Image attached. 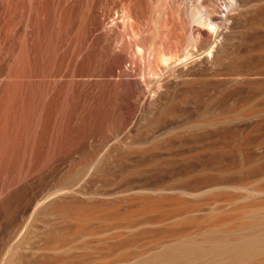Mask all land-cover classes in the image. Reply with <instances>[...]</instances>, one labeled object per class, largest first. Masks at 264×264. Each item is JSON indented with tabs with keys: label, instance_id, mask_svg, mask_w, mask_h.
<instances>
[{
	"label": "rangeland",
	"instance_id": "rangeland-1",
	"mask_svg": "<svg viewBox=\"0 0 264 264\" xmlns=\"http://www.w3.org/2000/svg\"><path fill=\"white\" fill-rule=\"evenodd\" d=\"M24 1L17 4L30 0ZM54 1L17 5L29 14L28 23L17 13L19 32L27 31L17 43L29 50L33 78L28 86L22 80L12 92L1 90L0 264L263 263L264 0H165L169 9L159 18L173 14L169 27L177 13L198 4L206 15L215 11L214 49L203 65L196 57L191 71L166 81L155 105L145 93L136 119L123 129L119 83L136 80L139 66L132 64V47L113 44L120 20L116 33L110 7L118 1ZM126 1L139 37L160 33L147 25L160 0ZM176 6L179 12L169 14ZM93 14L103 28L89 35ZM186 26L177 29L188 35ZM125 50L131 75L123 68L117 74L125 75L106 85L103 69ZM147 103L152 111L144 116Z\"/></svg>",
	"mask_w": 264,
	"mask_h": 264
},
{
	"label": "bare ground",
	"instance_id": "bare-ground-1",
	"mask_svg": "<svg viewBox=\"0 0 264 264\" xmlns=\"http://www.w3.org/2000/svg\"><path fill=\"white\" fill-rule=\"evenodd\" d=\"M19 1V0H18ZM22 1V0H21ZM24 1V0H23ZM54 1V0H53ZM56 1H59V0H56ZM114 2L112 3V2H110V3H112V4H115V1L116 0H113ZM118 1V3L121 1H124V0H117ZM126 1V0H125ZM129 1V0H128ZM132 1V0H131ZM131 1H129V2H131ZM151 1V0H150ZM161 1V0H160ZM160 1H156V2H158V3H156V2H153L154 4L156 3V5H151L152 6V8H150L151 10L153 9V13L155 14V15H153V18H152V21L150 20V21H148L147 19V21H148V23H147V25L150 23V26L149 27H151V29L153 30V32H157V31H159L160 30V33H162L161 32V30L163 31H165L164 32V35H163V37H162V39H160L161 38V35H160V33L158 34V32L157 33H155V35H154V33H153V35L152 36H150L151 38L150 39H148V41L145 39L146 38V36H144V35H147V33L149 32V30L147 31V33L145 34H142V36L141 37H143V39L141 40V37H139V34L136 32V31H138V30H136V28H135V24H138L136 21V23H134L133 24V22H134V19H133V22H132V19H131V17H134V16H130L129 15V13H130V9H128V7L130 8V6L128 5V7L126 6L127 4L125 3V5L123 4L124 2H122V4H119V6H118V3L116 2V6L114 7H112L111 5V9L112 8H114V12H113V14L114 15H117V17L116 18H114V16H112L113 17V19H112V25H110L109 24V26H111V29H112V31L115 29V31H116V33H117V29H119L118 27H117V29H116V23L117 22H115L116 20L118 21V20H120V21H118V24H119V26H120V31H119V36H117V39H116V41H113V37H112V41L114 42L113 44L115 45V42H117L119 45L121 44L122 46H121V50H123L124 49V47H127L128 48V45L130 46V47H132V50H133V56H132V61H133V63H132V61L131 60H128L129 58L127 57V51L125 52V51H123L124 53H118V54H113V55H111V57H110V60H108L109 62H108V64L105 66V68L103 69V71H102V79L101 80H103V82H106L107 80H109V78H111V77H114V76H117V77H121L122 76V74H124V73H122L121 74V76H119L118 74H120V71L121 72H123L122 71V69L123 68H125L124 67V65H126L125 64V62H126V60H128V62L131 64H137L135 67H137V66H139V72L137 71V69L135 70V72L137 71V74H139V76H138V78L135 80H129V79H126L125 78V80H123V82L122 83H119V84H121L120 85V91H119V93H118V104H117V107H116V111H117V114L120 116V122H119V129H121L122 127H125V125H127V123H129V121L132 119L133 120V122H134V120L136 119V117H135V119H134V117L133 116H135L134 115V113L136 112V110L139 108V106H138V101H139V99H140V101H141V98L143 97L144 98V95H145V93H152L151 94V96H149L150 97V100H152V102L154 103V105L157 103V100H156V98L154 99V97L156 96V97H158L159 96V98H160V95L161 94H158V93H160V91H161V93H162V90L164 89L163 88V86H164V84L165 85H167L166 83V81H169V79L170 78H174V79H177V78H179V77H181L183 74H184V72L185 71H187V72H189V71H191L193 68V65H195V63H194V61H195V58L196 57H198V58H200L201 60H200V62H198L197 64H202V63H204V62H206L207 61V56H205V54L207 55V54H212V51H213V49H214V46H213V44H214V39H213V33H214V31H215V29L217 28H219L218 26H220V25H218L219 23H218V21L216 22V20H217V16L215 15L216 13H214L215 11H209V14L211 15H206L207 13L206 12H201V10L198 8V6H199V4H198V6L197 7H195L194 5V8H193V10H191V12L188 14V10L186 11V12H181L180 14L181 15H178L179 13H177V12H179V11H177L178 9H180V8H178L177 9V7H179V6H176V9L174 8V10H173V7H172V10L171 11H173V12H171V11H169V12H171V13H169L168 11V13L169 14H172V13H174V14H176L177 13V16L175 15V17H178V16H181V17H178V18H175V19H177V20H175V19H173L174 21H177V24H176V22H173V23H175L176 24V26H175V24L173 25V23H171V27L172 26H175L174 28H175V30H177V31H175V35L176 36H174V34H172L173 33V31H170V29L171 30H173L171 27H169L168 26V24L169 23H167V20L169 19L168 17V19H162V18H159L160 16H162V15H160L161 13L163 14V15H165V14H167V13H165V11L167 10V9H169L168 8V4H170V2L169 3H167L165 0H163V1H165V2H163V3H161ZM234 1V0H233ZM28 2V0L26 1V3ZM55 2V1H54ZM63 2V1H62ZM62 2H61V4H62ZM127 2V1H126ZM137 2V1H136ZM161 4H160V3ZM21 3V2H20ZM24 3H25V1H24ZM31 3V0L29 1V3H27L28 4V6H27V4H25L26 6H27V8L29 7V4ZM58 3V2H57ZM57 3L55 4L56 5V7H57ZM109 3V4H110ZM128 3V2H127ZM132 3V2H131ZM141 2H138V4H139V6L141 5L140 4ZM150 3V2H149ZM22 4V3H21ZM60 4V3H59ZM128 4H130V3H128ZM134 4H136L137 5V3H135L134 2ZM148 4V3H147ZM151 4H152V2H151ZM202 4V3H201ZM233 4V3H232ZM17 5H20L19 3L17 4V0H0V101H1V99H2V97H3V95H4V93H2V88L3 87H5L4 89L5 90H7V92H8V90H10L9 92H12V91H14L15 89V83H20V81H22L23 80V83H25L27 86H28V84H29V82L32 80V75H31V72H30V69H29V56H28V54L26 55H24V53H27L28 51H27V49H26V51L27 52H24V50L25 49H21L18 45H21V43H22V41L20 42V44H18L19 43V41H20V39H19V37L20 38H22L23 37V35H22V37L21 36H19L18 35V33H20L19 31H20V27H19V24L20 23H18V20L20 19V17H24V15L23 14H21V12H20V10H17L18 8H19V6H17ZM25 5H20V9H22ZM135 5V6H136ZM144 5V4H143ZM197 5V4H196ZM205 5V4H204ZM228 5L229 4H227V7H228ZM235 5V4H234ZM23 6V7H22ZM25 6V7H26ZM31 6V5H30ZM42 6V5H41ZM59 6V5H58ZM62 6V5H61ZM139 6H137V8L139 7ZM175 6V5H174ZM180 6H182V5H180ZM202 6V8H203V4L201 5ZM225 6V5H224ZM18 7V8H17ZM22 7V8H21ZM54 7V6H53ZM191 7H187L186 9H189V8H191ZM226 6L224 7L225 8V11H227L228 12V9L230 10V8L228 7L227 8ZM31 7H29V9H30ZM142 6L141 7H139L138 8V10H136L137 12L139 11H141V13L140 14H142ZM185 8V7H184ZM235 8H236V6H235ZM55 9V8H54ZM185 9V10H186ZM24 11H25V9H23ZM22 10V11H23ZM56 10V9H55ZM61 10H62V8H61ZM61 10H59L58 12L60 13L61 12ZM176 10V13L174 12ZM223 10V9H222ZM18 11H19V13L21 14V16L19 17V19L17 20V13H18ZM30 12V10H28L27 9V14ZM35 11V10H34ZM129 11V12H128ZM181 11H184V9H182ZM190 11V10H189ZM203 11H206V10H204V8H203ZM235 11V10H234ZM152 12V11H151ZM208 12V11H207ZM211 12L213 13V14H211ZM224 12V11H223ZM230 12V11H229ZM59 13H57V15H59ZM144 13V12H143ZM165 13V14H164ZM182 13H184V15H182ZM206 13V14H205ZM20 14H18V16L20 15ZM37 14V13H36ZM54 15V12L53 13H51L50 15ZM110 14V13H109ZM139 14V15H140ZM144 14H146V12L144 13ZM149 14V13H148ZM169 14L167 15V16H169ZM23 15V16H22ZM40 15V14H39ZM45 15V14H44ZM52 15V16H53ZM57 15H55V16H57ZM94 16L91 18V20H90V25H91V27L89 28V35H91L90 33H92V34H94V31H96L100 26L102 27V25H101V19H100V17H99V15L98 14H93ZM133 15V14H132ZM138 15V16H139ZM143 15V14H142ZM159 15V16H158ZM227 15V14H226ZM225 15V16H226ZM32 16V15H31ZM47 16V15H46ZM60 16V15H59ZM62 16V15H61ZM60 16V17H61ZM137 16V17H138ZM144 16V15H143ZM149 16V15H148ZM147 16V17H148ZM172 16V18H174V16H173V14L171 15ZM170 16V17H171ZM26 17L28 18L29 17V14L28 15H26ZM26 17H24V19H27ZM141 17V16H140ZM147 17H145L144 16V19L145 18H147ZM165 17V16H164ZM227 17H228V15H227ZM43 18V17H42ZM62 18V17H61ZM61 18H59L58 17V19H61ZM135 18H136V16H135ZM172 18L171 19H169V20H172ZM219 18V17H218ZM226 18V17H225ZM52 19V20H51ZM53 19H55V18H51L50 17V22H53ZM57 19V18H56ZM138 19V18H137ZM142 17H141V20L140 21H142ZM143 19V25H145L144 23H145V20ZM148 19H151V17L150 18H148ZM22 19H20L19 20V22L21 21ZM28 20H29V18L27 19V22H28ZM62 20V19H61ZM163 20H166V21H163ZM219 20V19H218ZM55 21V20H54ZM59 21V20H58ZM55 22V24H58L59 22ZM89 21V20H88ZM220 21V20H219ZM223 21V20H222ZM22 22H24V23H26L25 21H22ZM41 22V21H40ZM47 22V21H46ZM62 22V21H61ZM61 22L59 23V24H61ZM82 22V21H81ZM103 22V21H102ZM172 22V21H171ZM24 23H22L21 24V26L23 25V26H25L24 25ZM29 23V22H28ZM28 23H27V25H28ZM104 23V22H103ZM179 23V24H178ZM223 23V22H222ZM51 24V23H50ZM53 24L54 23H52V26H53ZM58 24V25H59ZM83 24V23H82ZM187 25L186 27L187 28H189V32H188V35H186L187 33V30H185V33L184 32H182V30H180V31H178L179 29H177V27L179 28L180 27V25L182 26V28H183V26L184 25ZM197 25V26H193V25ZM57 25V26H58ZM62 25V24H61ZM177 25H179V26H177ZM56 25H55V28L57 27ZM138 28L137 29H139V26H140V24H139V26L138 25H136ZM146 26V25H145ZM189 26V27H188ZM200 26H202V28H203V26H205L203 29L200 27ZM26 27V26H25ZM59 27H60V25H59ZM64 27V26H63ZM147 27V26H146ZM168 27V28H167ZM185 27V28H186ZM206 27H208V29H205ZM24 28V27H23ZM61 28H62V26H61ZM103 28V27H102ZM25 29V28H24ZM101 29V28H100ZM100 29L98 30V31H100ZM109 29V28H108ZM106 30V31H109V30ZM141 29V28H140ZM148 29H150V28H148ZM150 29V30H151ZM28 30H29V28H28ZM58 30V29H57ZM142 30V32H143V29H141ZM145 30H147V29H145ZM144 30V32H146ZM155 30V31H154ZM21 31H23V29H21ZM60 31V30H59ZM140 31V30H139ZM217 31V30H216ZM27 31H25L24 30V34L26 33ZM61 32L62 31H60L59 33H58V35L57 36H59V34H61ZM141 32V31H140ZM176 32H182L183 33V35L185 34L186 35V37H184L183 36V38L181 37L182 35V33H179V35H177L176 34ZM213 32V33H212ZM22 32L20 33V34H23ZM105 32H103V34H104ZM109 33H112V32H106L105 34L107 35H109V37L111 36ZM115 33V32H114ZM113 33V34H114ZM152 33V32H151ZM112 34V35H113ZM150 34V33H149ZM149 34L147 35V37L149 36ZM156 34H158V35H160L159 37L160 38H156L155 39V37H156ZM115 35H117V34H115ZM157 35V36H158ZM19 36V37H18ZM25 36L27 37V35L25 34ZM95 35H93V37H94ZM98 36V35H97ZM105 36V35H104ZM177 36H180L179 38H182V39H179ZM217 36V35H216ZM216 36H214V37H216ZM25 37V38H26ZM99 37V36H98ZM98 37H94L93 39H95L94 41H95V43H98L99 44V42H98ZM18 38V39H17ZM101 38V37H100ZM107 38V37H106ZM185 38V39H184ZM44 39V38H43ZM102 39V38H101ZM100 39V44H101V41H102V43H104V41L103 40H101ZM108 39V38H107ZM145 39V41H147V42H143L142 43V41ZM19 40V41H18ZM22 40H23V38H22ZM50 40V39H49ZM79 40V39H78ZM108 40H110V39H108ZM114 40H115V38H114ZM24 41H26V40H24ZM23 41V42H24ZM92 41V40H91ZM93 41V42H94ZM18 42V43H17ZM56 42H58V41H56ZM55 42V43H56ZM73 42V41H72ZM110 42H111V40H110ZM109 42V43H110ZM51 43V42H50ZM59 43V42H58ZM78 43V42H77ZM95 43H93V44H95ZM116 43V44H117ZM48 44V43H47ZM111 45H112V43H110ZM216 44V43H215ZM40 45V44H39ZM95 45H97V44H95ZM102 45H104V44H102ZM102 45H99V46H102ZM108 45V44H107ZM114 45H113V48H114ZM22 46H26V42H25V45L23 44ZM21 46V47H22ZM105 46V45H104ZM103 46V47H104ZM59 47H60V45H59ZM129 47V48H130ZM32 48V47H31ZM56 48H58V47H56ZM105 48V47H104ZM112 48V47H111ZM59 49V48H58ZM103 49V48H102ZM41 50V49H40ZM112 50V49H111ZM111 50H110V52H111ZM132 50L131 49H129V51L131 52V54L130 55H132ZM114 51V50H113ZM44 52V51H43ZM52 52V51H51ZM77 52V51H76ZM40 53V52H39ZM107 54V53H106ZM111 54H112V52H111ZM128 54V55H129ZM42 55H44V54H42ZM110 55V54H109ZM46 56V55H45ZM200 56V57H199ZM31 57V56H30ZM54 57V56H53ZM130 57V56H129ZM41 59H42V56H41ZM130 59H131V57H130ZM41 61V60H40ZM48 61V60H47ZM61 61V60H60ZM198 61V60H197ZM44 62V61H43ZM196 62V61H195ZM32 63V62H31ZM45 63V62H44ZM203 65V64H202ZM47 67V66H46ZM130 67H132L133 68V66H131L130 65ZM192 68V69H191ZM126 69V73H128V75H131L130 73H129V70H131L130 68H125ZM124 69V70H125ZM135 69V68H134ZM22 72H21V71ZM66 70V69H65ZM97 71V70H96ZM133 71V70H132ZM35 72V71H34ZM131 72V71H130ZM33 73V72H32ZM65 73V72H64ZM68 73V72H67ZM88 73V72H87ZM118 73V74H117ZM186 73V72H185ZM34 74V73H33ZM50 74V73H49ZM89 74V73H88ZM100 74V73H99ZM137 74L136 75H133L134 77L136 76L137 77ZM35 75V74H34ZM42 75V74H41ZM125 75V74H124ZM92 77V76H91ZM124 77V76H123ZM113 80V79H112ZM111 79H110V81H111V83L113 82ZM17 81V82H16ZM92 81V80H91ZM100 81V80H99ZM98 81V82H99ZM40 82V81H39ZM44 82V81H43ZM94 82V81H93ZM108 82V81H107ZM106 82V85H108V84H111V83H107ZM118 82V81H117ZM18 83L16 84V85H18ZM49 83V82H48ZM100 83V82H99ZM101 83H102V81H101ZM21 84H22V82H21ZM21 84H19V85H21ZM42 84V83H41ZM55 84V83H54ZM105 84V83H104ZM13 85L15 86L14 88H13ZM24 84H22V86H23ZM30 85V84H29ZM35 85V84H34ZM43 85V84H42ZM105 85V86H106ZM26 86V87H27ZM101 86H104L103 84L101 85ZM165 87V86H164ZM12 88L14 89V90H12ZM163 88V89H162ZM30 89V88H29ZM162 89V90H161ZM32 90H33V88H32ZM46 91H47V89H46ZM50 91H52V90H50ZM4 92V91H3ZM39 92V91H38ZM5 94H7V93H5ZM10 94V93H9ZM147 95V94H146ZM155 95V96H154ZM51 96V95H50ZM6 97H7V95H6ZM148 96H147V100H148V98H149ZM12 98V97H11ZM15 98V97H14ZM30 99V98H29ZM131 99L133 100V101H131ZM145 99L146 98H144V99H142V101H141V103L143 102V100L145 101ZM9 100V99H8ZM150 100H149V102H150ZM5 101V100H4ZM155 101V102H154ZM7 102V101H6ZM25 102V101H24ZM148 102V103H149ZM10 103V102H9ZM39 103V102H38ZM140 103V102H139ZM147 103V104H148ZM153 103H151V105H153ZM37 104V103H36ZM144 104V103H143ZM150 104V103H149ZM149 104L148 105H146V106H148V108L146 107L145 109L142 107V109H144L145 110V114H144V116H146V115H148V114H150V110L152 109V107L151 108H149ZM150 105V106H151ZM1 106V105H0ZM38 107V106H37ZM154 107V106H153ZM38 109V108H37ZM140 109V108H139ZM0 111H1V109H0ZM41 111V110H40ZM141 111V110H140ZM139 111V113H141ZM152 111V110H151ZM3 112V111H2ZM83 112V111H82ZM143 112V111H142ZM137 115V114H136ZM139 115V114H138ZM143 115V114H142ZM142 115H139V116H142ZM2 116V115H1ZM45 116V115H44ZM143 117V116H142ZM142 117H140L139 119L141 120L142 119ZM2 118V117H1ZM138 118V117H137ZM145 118V117H144ZM37 119V118H36ZM139 119H137V123L136 124H139L138 123V120ZM35 120V119H34ZM131 120V121H132ZM139 120V121H140ZM36 121V120H35ZM38 121V120H37ZM131 121H130V123H131ZM129 123V124H130ZM38 124V123H37ZM132 124V123H131ZM134 124V123H133ZM34 125V124H33ZM41 125V124H40ZM35 126V125H34ZM134 126V125H133ZM42 127V126H41ZM34 128V127H33ZM37 128H38V126H37ZM133 128V127H132ZM118 129V130H119ZM123 129V128H122ZM118 132V131H117ZM34 133V132H33ZM113 136V135H112ZM117 136V135H116ZM30 138V137H29ZM1 139V138H0ZM38 139V138H37ZM131 139V138H130ZM108 140V139H107ZM116 142V141H115ZM120 142V141H119ZM122 142V141H121ZM123 143V142H122ZM121 143V144H122ZM127 143V142H126ZM34 145V144H33ZM125 146V145H124ZM128 146V145H127ZM129 146H131V145H129ZM32 151H33V149H32ZM32 151H31V154H30V156L32 155ZM34 152V151H33ZM37 151H35V153H36ZM34 153V154H35ZM111 153V152H110ZM32 155V156H35V155ZM38 154V153H37ZM40 155H43V153L42 154H40ZM37 156V155H36ZM44 156V155H43ZM43 156H42V158H43ZM107 156V155H106ZM109 156H111V154L109 155ZM34 158H36V157H34ZM31 159V158H30ZM29 159V160H30ZM33 159V158H32ZM32 159H31V163L33 162L32 161ZM105 159V158H104ZM110 159V158H109ZM34 160V159H33ZM36 161H37V159H36ZM45 161V160H44ZM103 162V161H102ZM38 163V162H37ZM36 163V164H37ZM42 163V162H41ZM35 164V163H34ZM40 165V164H39ZM96 167H98V166H96ZM33 168V167H32ZM34 170H36V168L34 169ZM97 171H98V169H97ZM42 172V171H41ZM37 173V172H36ZM151 203V202H150ZM150 205V204H149ZM251 261V260H250ZM249 261V262H250ZM252 264H254V263H252ZM256 264H258V263H256ZM259 264H260V262H259ZM261 264H264V262L263 263H261Z\"/></svg>",
	"mask_w": 264,
	"mask_h": 264
}]
</instances>
